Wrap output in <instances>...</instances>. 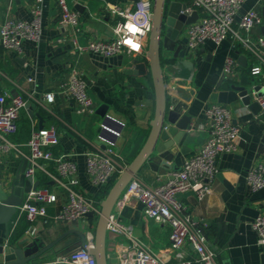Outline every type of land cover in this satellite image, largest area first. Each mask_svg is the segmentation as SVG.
Instances as JSON below:
<instances>
[{"label":"crops","instance_id":"obj_1","mask_svg":"<svg viewBox=\"0 0 264 264\" xmlns=\"http://www.w3.org/2000/svg\"><path fill=\"white\" fill-rule=\"evenodd\" d=\"M68 1L79 14L80 32L75 33L73 29L61 26L57 0H43L41 3L38 0H0V93L14 96L17 92V96L27 99V105L20 113L18 132L9 137L10 150L3 155L0 165V194L22 170L30 166L28 141L35 128H57L60 142L53 147V152L77 164L80 192L99 200H103L106 191L112 187L109 184L100 192L87 174L86 154L103 148L97 143L99 126L104 118L99 108L106 106V114L125 123L117 140V149L128 164L135 159L149 137L156 106L150 71L142 76L127 74L126 71L134 67L136 55L126 49L110 57L78 52L72 37L76 36L82 44L94 39L110 40L120 20L113 13V6L131 8L136 12V18L144 23L147 16L142 5L145 2L153 4L154 1ZM175 1L191 4V0ZM37 8L41 11V39L24 40L18 50L7 49L1 41L2 24L8 19L32 20L36 17ZM252 9L263 18V23L250 33L251 41L256 42L264 35V0H247L239 11L238 19ZM242 35V30L235 25L234 32L220 46L208 41L200 50H191L185 44L184 34H181L179 43L184 48L177 59L170 45L163 47L162 62L169 106L179 111L182 117L191 118L189 134L183 136L176 148L177 153L168 159L170 165L164 163L161 152H156L137 174L152 187L165 182L172 171L180 169L184 160L204 144L210 126L205 115L206 108L218 103L231 110L234 122L241 125L237 151L224 153L218 158L219 172L212 192L204 200L199 201L194 192L180 195L193 219L197 218L205 229L208 244L210 242L211 248L216 251L219 264H262L264 259V245L259 244L253 229V223L264 214V187L255 190L246 179L249 170L264 163V109L254 114L234 88L244 86L254 94L255 85L264 86V68L261 75H252L251 69L260 64V60L240 39ZM228 56L236 58L238 63L231 76H225L223 71ZM240 56L247 59V66L238 62ZM143 60L147 61V58ZM74 74L86 82L96 104L95 112L78 111L69 91ZM49 93L55 96L52 104L45 100ZM59 178L56 166L44 162L34 178L40 181V188L48 187L57 194V202L49 207L48 217L30 222L19 210L8 226L0 223V244L24 236H40L50 243L71 230L85 234L86 241L78 233H69L50 255L44 257L46 259L37 264H66L63 260L84 247L91 236L95 240L98 214L86 215L75 222L54 219L67 201V193L61 187ZM119 214L120 221L133 228L134 237L144 241L167 264H184L185 259L172 248L169 226L149 218L140 201H129ZM24 223L27 229L15 239V230L23 227ZM123 242L128 243L127 240ZM118 247V237L109 231V254ZM185 254L192 258L193 248H186Z\"/></svg>","mask_w":264,"mask_h":264},{"label":"built area","instance_id":"obj_2","mask_svg":"<svg viewBox=\"0 0 264 264\" xmlns=\"http://www.w3.org/2000/svg\"><path fill=\"white\" fill-rule=\"evenodd\" d=\"M42 1L38 0L39 3ZM246 1L191 0V4L186 3L187 8L182 12L192 15L197 11L199 17L196 22L186 26L182 34L188 49L200 50L208 41L220 46L234 32L235 25L238 26L244 33L240 39L251 54L260 60V64L251 69L252 75L258 76L262 74L264 68V35L256 42H252L250 33L263 23V18L257 10L252 9L238 19L239 11ZM57 2L61 12L59 20L61 26L71 28L75 33L80 32L79 14L71 8L68 0ZM152 5L150 2L142 5L147 16L144 23L136 18V12L131 8L113 6V13L120 18L114 37L110 40H89L82 44L73 36L76 50L110 57L126 49L137 57L147 58ZM35 15L32 20L8 19L2 24L1 41L7 49L18 50L24 40L41 39L42 22L39 8L35 10ZM237 66L236 58L228 56L223 70L225 76H231ZM261 87L264 89V86ZM69 91L80 113L95 112V101L88 92L86 82L78 74L72 76ZM253 96L264 109V93L258 95L254 92ZM45 100L48 104L54 103V94H47ZM26 105L27 99L22 96L0 93V165L3 155L10 150L9 137L18 132L20 113ZM205 115L210 126L207 138L199 151L185 159L181 168L172 171L169 178L158 186H149L137 175L134 176L119 197L108 222V231L118 237L119 247L114 250L117 264H167L144 241L134 237L131 226L120 221L119 213L123 206L133 199L144 205L149 218L169 226L172 248L179 257L185 259L184 264H219L216 251L209 246L206 236L195 226L193 216L180 199V195L194 192L197 199L202 201L212 192L213 182L219 172L217 160L224 153L237 151L241 125L234 122L231 110L222 104H211L206 108ZM124 125L123 121L109 114L104 115L99 126L98 141L106 146L86 154L87 174L100 192L110 184L111 178H118L129 166L117 149V140L122 135ZM59 142L60 136L56 127L33 129L28 141L31 163L26 170V176L35 178L42 162L56 166L60 175L58 181L67 193V201L54 219L75 222L90 212L99 215L102 200L80 192L77 164L53 152V147ZM246 179L253 189L263 188L264 163L261 162L249 170ZM107 193L108 191L104 197ZM57 198V194L48 187H39L26 194L19 210L25 214L28 221L34 222L38 218L49 216V207L57 202ZM253 229L258 235L259 244L264 245V214L253 223ZM125 240L127 244L123 242ZM94 246L95 240L91 236L84 247L73 251L63 262L98 264L96 256L91 252ZM188 247L193 248L192 258L185 254Z\"/></svg>","mask_w":264,"mask_h":264},{"label":"water","instance_id":"obj_3","mask_svg":"<svg viewBox=\"0 0 264 264\" xmlns=\"http://www.w3.org/2000/svg\"><path fill=\"white\" fill-rule=\"evenodd\" d=\"M186 8L187 5L179 1L154 0L150 15L152 26L147 49V61L138 56L133 61L134 67L126 71L127 74L137 76L146 75L150 71L155 88V115L151 121L149 137L143 148L123 174L114 181L112 178L110 179V182L113 181L112 187L101 201V209L96 225L95 246L91 250L96 256L98 264H117L118 262L114 251L109 254L107 250L108 222L125 188L156 152H161L162 157L165 159L164 163L170 165L168 159L177 153L176 148L181 144L183 136L186 137L189 134L188 124L191 118L189 116L182 117L179 111L174 108L170 109L162 62V49L164 46L170 45L175 51L174 57L176 59L179 58L184 48L183 44L179 43L180 36L185 27L196 22L199 17L197 11H194L192 15L182 12ZM238 62L244 67L247 66V59L244 56H240ZM234 88L239 92L243 103L254 114L257 115L262 110L260 103L254 99L248 88L244 86H235ZM253 90L258 95L264 93V89L261 86H255ZM14 96H17V92ZM32 107H35V105ZM99 111L106 115L107 107L101 106ZM97 143L102 144L103 148L106 146L101 141H97ZM26 170H22L0 195V223L7 226L18 213L26 194L40 187V181L34 180V177H27ZM95 215V212L87 214V216ZM194 222L197 223L195 226L200 229L208 240L205 229L198 223L199 220L195 218ZM71 232L78 233L86 241L85 234L71 230L50 243H46L40 236H24L19 240L0 244V255L3 257L0 264H37L43 261L45 256L50 255L58 242ZM209 246H212L210 242ZM262 264H264V259Z\"/></svg>","mask_w":264,"mask_h":264},{"label":"trees","instance_id":"obj_4","mask_svg":"<svg viewBox=\"0 0 264 264\" xmlns=\"http://www.w3.org/2000/svg\"><path fill=\"white\" fill-rule=\"evenodd\" d=\"M52 173V172H51ZM115 180V178L113 179V181ZM113 181L112 182H110V185L113 183ZM27 229V225L24 223V225H23V227H19L18 229H16L15 230V232H14V234H13V237L15 238V239H17L18 237H20L23 233H24V231Z\"/></svg>","mask_w":264,"mask_h":264},{"label":"rangeland","instance_id":"obj_5","mask_svg":"<svg viewBox=\"0 0 264 264\" xmlns=\"http://www.w3.org/2000/svg\"><path fill=\"white\" fill-rule=\"evenodd\" d=\"M154 1V0H153ZM1 195V194H0Z\"/></svg>","mask_w":264,"mask_h":264}]
</instances>
